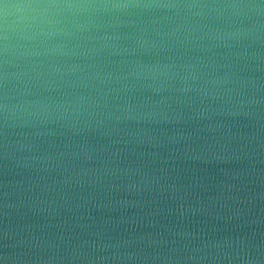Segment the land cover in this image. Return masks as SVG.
I'll list each match as a JSON object with an SVG mask.
<instances>
[{
    "label": "water",
    "instance_id": "obj_1",
    "mask_svg": "<svg viewBox=\"0 0 264 264\" xmlns=\"http://www.w3.org/2000/svg\"><path fill=\"white\" fill-rule=\"evenodd\" d=\"M0 264H264V0H0Z\"/></svg>",
    "mask_w": 264,
    "mask_h": 264
}]
</instances>
